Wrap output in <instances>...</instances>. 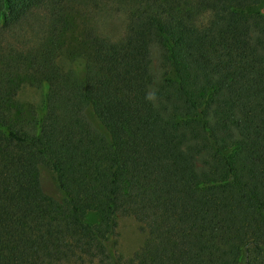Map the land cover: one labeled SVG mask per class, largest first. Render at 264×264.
<instances>
[{"label":"trees","instance_id":"trees-1","mask_svg":"<svg viewBox=\"0 0 264 264\" xmlns=\"http://www.w3.org/2000/svg\"><path fill=\"white\" fill-rule=\"evenodd\" d=\"M121 1L123 36L87 30L63 70L74 6L101 1L0 0V264H264L263 0ZM127 215L147 237L123 257Z\"/></svg>","mask_w":264,"mask_h":264},{"label":"rangeland","instance_id":"rangeland-1","mask_svg":"<svg viewBox=\"0 0 264 264\" xmlns=\"http://www.w3.org/2000/svg\"><path fill=\"white\" fill-rule=\"evenodd\" d=\"M97 5L91 3L87 7L83 3L74 6L71 15V30L63 39V46L56 60L63 70L70 68L71 52L80 48L83 34L89 29H94L101 35H108L112 39H120L128 20L130 2L121 0H100ZM257 9H264V0ZM157 51L154 53L155 64H157ZM45 93L43 86L37 77L25 78L19 85L16 101L31 111L43 109ZM41 181L43 188L50 195L61 198L63 193L59 188L54 171L44 166L41 169ZM87 220L91 223L99 221V215L90 211ZM117 249L123 257H130L146 241L147 232L142 224L133 216H121L117 225Z\"/></svg>","mask_w":264,"mask_h":264}]
</instances>
